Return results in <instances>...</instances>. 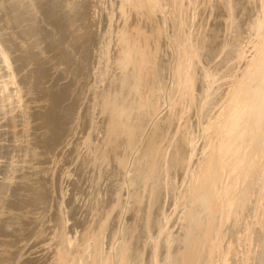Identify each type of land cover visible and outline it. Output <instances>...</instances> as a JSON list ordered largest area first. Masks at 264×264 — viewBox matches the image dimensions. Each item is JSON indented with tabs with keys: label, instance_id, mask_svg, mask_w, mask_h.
Instances as JSON below:
<instances>
[{
	"label": "rangeland",
	"instance_id": "rangeland-1",
	"mask_svg": "<svg viewBox=\"0 0 264 264\" xmlns=\"http://www.w3.org/2000/svg\"><path fill=\"white\" fill-rule=\"evenodd\" d=\"M73 1H75V3L72 2L71 5L74 7L79 6L77 4H81V6H85L86 4L85 10H83V16L79 18V20H81L79 26L85 28L83 46L79 45L81 42L75 44V42L79 40V34H77L75 30H73V34L69 36V39H65V36H63V34L71 32V30H65V28L69 26V20H71L69 14L76 12L79 7H77L75 11V8H53V2H47V0H45V4L40 3L38 0H0V39L3 40L4 45H6L9 51L11 60L13 61L12 65H14L13 67L18 74L17 78L19 84L25 88V90H23L25 95L24 99L29 102H39L40 106L45 110V113L42 110H30L33 114L32 117H34V131H25L23 140H21L22 137H19L24 145L29 143L27 155H19L10 151L12 140L9 132V128H11L9 121L5 123V128H7V130L4 134L0 132V144H4L3 148H0V155H3V163L0 165V216L1 212H5L3 215H6L0 217V264H79V252L85 245L88 247V245H90L89 242H92V235H89V231H87L88 222L89 225L94 223V226L98 227L102 224L103 216H105L107 222L105 223V230L102 227L104 237L100 234L99 236L101 237L100 240L105 244L102 243L103 250L107 249L108 251L111 248V246H109L111 244V234L109 235V233H111L110 229L114 230L118 226L117 216L120 214V207L122 208L125 205L126 201L124 200H127L128 197L131 199H128L129 201L134 200L132 195L139 189L140 182L138 180L140 175L135 177L133 183L137 187L130 183V177L133 178L136 175L134 169H136L135 163L137 160L140 162L143 161V159L146 160L148 155L140 159L139 147L141 143H139V141L134 151L130 152L127 147L128 145L124 143L123 138H120L122 135L118 136L119 134L117 137H119L118 139L122 142L118 146L119 148H115V151L113 149V152L110 151V153L105 151L103 143L106 142L107 134L109 133L108 120L104 119L101 121L102 123H100L101 126L99 127L100 131L98 130V124L93 125V123H98V121L96 122L94 118L88 116V114L86 115L87 108L85 106H87V104H84V101L86 103V97L81 99L83 90L86 93L89 91V88L94 86V91L96 90L95 92H97V95L100 94L98 99L100 100L102 97V103L99 108L106 107L109 104H111V106H117L122 117L126 119L133 117V115L138 116L140 114L138 118L136 117L137 119H132L138 121L141 118L142 124L147 121L146 118H150V116L145 117L142 115V111H144L142 110V106L149 104V109H151L149 111L151 112L150 115L153 116L154 114L155 116V114L159 112L160 106H162L165 99V101H168V104L157 119L158 122L161 123L159 126L160 129L162 130L163 127H169L171 132L175 131L177 122L179 118H181V112L184 111L183 118L179 120V126H182V130L185 132L187 131V134H193L194 132H191V122L193 118H195L196 113L194 110L191 112V107H198L199 105L201 107L204 104L202 97L200 98L201 94L198 95L195 93L194 96L196 95V97H194L189 93V90L199 83L198 71L200 72V70L195 68V65H197V60H195V58H197L204 67L208 64L207 68L211 76L209 80H205L202 83V86L203 84L206 87L210 86L217 79L215 78V69L218 63L213 55H215L218 49L225 43L224 46L230 44V38L222 39L221 31L217 32L215 28L216 31H212L206 24L207 18H209L208 24L212 25H214L217 16L223 19L225 12L224 7L221 8L222 0H189V5L187 0ZM247 1L248 0H232V6L235 7L233 13L235 14L236 11L239 13V20H242V23L249 22L248 30L244 31L242 36L245 37L248 35V39L245 43H249L251 46L244 43L243 47L245 48L247 46L245 49L249 47L245 53L248 52L247 55H249V57L252 56L254 59H251V62L246 64V66L243 65L239 69L242 75L238 80L239 82L237 81L236 83L238 86L237 88H239L238 94H236L237 91L235 92L234 88L223 94L225 96L223 97L224 100H222L221 97V100L218 101L219 96H216V98L212 100H215L213 109L217 102L222 103L223 101L225 104H230L236 99V95L239 97L237 102H242L244 97L254 98V95L264 98V69H262L264 65V61L262 60L264 56V0ZM39 4H41V6H39ZM194 6L197 11H194L195 21H192L193 18L190 10ZM33 7L34 9L31 11ZM24 14L25 17L23 16ZM218 22L221 23L220 19H217L216 23L218 24ZM255 23H257L256 26H253ZM242 25L243 24L239 26L240 30L244 27ZM254 27L256 29L259 27L260 29L256 32ZM35 28H37V30L33 31ZM109 28H111V31H109ZM189 28L192 30L191 32H189ZM39 30H41V32H38ZM27 33L39 34L36 36L32 35V39L29 40L31 43L29 44L27 38L23 36V34ZM188 33H191L189 36H193L191 42L193 48L191 47V50L189 48H182V46L184 47V41L180 39L182 35ZM215 33L217 35H215ZM253 33H255V35ZM45 36H49V38L45 39ZM213 36L218 39H214ZM251 37H253V39ZM29 38H31V36H29ZM55 38L59 40V44H57ZM73 38H75V40H73ZM223 40H225V42H223ZM47 42H49V44H47ZM32 43L33 45H31ZM43 44L49 46V48H47V46L43 48V52H47V56L45 53L44 55L41 54L38 50ZM186 50L190 52L188 54H194L193 50H195L196 56L194 54V57L191 60L189 59V62H187L188 56ZM172 52L173 59H171ZM185 53L187 59H185L186 56H183ZM45 60H49V62H45ZM205 63L207 64L205 65ZM45 64H47V66H45ZM181 66L185 67L187 71L185 70V72L183 67L180 68ZM187 66L189 67L187 68ZM168 68L169 74H167ZM245 68L247 69L245 70ZM65 72H67V74H65ZM218 72L220 73L221 70ZM260 72L261 75H259L255 81H248L251 74V77H256ZM167 78H169V80H167ZM183 78H186L185 90H183L184 87L182 85ZM57 82H59V84H57ZM243 88H245V90H243ZM186 90L187 92H185ZM164 92L165 94L163 96ZM183 92H185V94H183ZM64 99L65 103H63ZM79 105L82 107L81 112L84 114V116L83 114L81 116V127H77V131L71 133V124L75 119L76 110ZM139 105H141V107ZM96 110L101 112V114L103 113L102 109H95V112H97ZM224 110L225 108L221 107V110L217 109L216 111L219 115H224ZM210 111L211 113H209V110L208 112L204 111L203 114L205 115H202L199 122H197V133L196 135L194 133L195 137L193 139V142L196 144L201 142L205 134L202 120L205 119L204 116H206V114L213 115L212 109H210ZM46 112L49 113V116L46 115ZM99 112L97 113L99 114ZM176 112L177 115H175ZM191 114H193L194 117ZM89 117H91L92 120H90ZM162 117L166 118L165 121ZM85 120L87 122L89 120V126ZM106 120L107 122H105ZM219 120L218 117H215L210 121L211 124L207 126L209 127V132L212 133L214 130L212 134L217 132L216 126L220 124ZM193 123H195L194 120ZM85 125L96 132L99 131V136H91V139V137L86 134L87 131L85 130H87V128ZM179 126H177V128ZM242 126L243 127L239 128L234 134L236 135L235 137L232 135V138L234 137L233 148L234 152L236 151V155H239L244 147L241 138L242 133L248 131L249 128L248 124H243ZM16 128L17 125L15 129ZM105 128L106 130H104ZM17 129H20V125ZM54 135L58 138L57 143L55 146L49 148L51 145L50 140ZM69 137L73 139L71 138L70 140ZM86 139L89 140L86 141ZM102 139L105 140L102 141ZM167 139L168 138L165 137L164 143H166ZM86 142L87 144H83ZM88 144L92 148H90ZM163 146L159 149V151L161 149L162 152L163 150L165 151L163 152V161L161 158L155 160L157 163H155L156 168L154 167L153 170L154 172L151 178L152 183L150 182L149 186L146 184L145 188L147 191L144 190L145 193L141 200L143 203L141 202L139 204H143L142 208L138 207V211L134 210L131 213H127L125 217L126 220L122 224V230H126H124V238L127 240L124 239V241L126 240L130 245L132 244L131 246L134 247H132L134 253L143 252V255L147 257L144 264H150L149 257H151V251L155 250L154 246L152 249L151 241L153 242L159 237L158 228L163 209L168 207L166 211L168 215H166L172 217L171 209L173 211L174 208L176 209V206L178 208L182 205L183 207L181 206L177 210V212L179 211L178 214H181L183 209H188L187 201L191 198L189 197V193L185 192L186 187L183 185L184 174L182 171L185 170V164H180L182 168L178 166V173L175 177L179 175V172L182 173H180L175 183V177L170 174L174 164H177L176 159L170 161L169 157L171 153L168 152L169 150L167 147L165 148ZM73 150H75L77 158L75 157L76 160L72 161V163H68L66 162V158H69V160L72 159ZM88 153H91V157ZM199 155L200 151L197 153L196 157H194L193 161H195V163L199 161ZM125 157H127L128 165H126L123 168L124 171H122L121 163L125 160ZM57 160H64L65 163L64 161L58 162ZM132 162L133 165H131ZM88 163L90 165L89 167L94 169L95 172L93 170L87 171L86 168L88 167ZM195 163L193 166L191 163L190 169L195 166ZM54 164L56 165V169L52 171ZM96 164L97 166L95 167ZM67 167L68 169L65 170ZM161 167L163 171H161ZM83 170L85 171L83 172ZM159 170L161 171V178H157L156 176L159 174ZM9 173L10 179L8 177ZM121 175L125 180L127 179V184L123 185L125 180ZM166 175H169V178H167ZM67 177L69 178L68 180ZM56 180L58 182L62 180V187ZM155 182L156 184H154ZM259 184L260 185L257 186V191L258 188L264 184L263 180L259 182ZM161 185L165 186L164 192L162 191V187H160ZM55 187H60V193L56 195V199L54 200L53 196H51V190H53L54 195ZM119 187L120 189H117ZM122 187H126L125 192L129 190L130 194H126L128 197L125 196V193L122 195L120 192ZM150 189L153 190V193ZM178 195L180 198H178ZM120 198L121 200L123 198L124 203L121 201V203L119 202L120 206H118L117 202L118 200L120 201ZM166 198L167 201L165 202ZM115 202L117 204V208L114 206L115 213L112 212L111 214V211H109L110 213L104 211L103 205L110 206L112 203L115 205ZM134 203L135 200L133 201V206ZM59 206H62L61 212H59ZM1 208H3V210H1ZM259 209L264 212L263 206ZM144 210L146 213H151V217L153 218L150 217L149 220L146 221V224L144 223V217L146 216ZM239 215H241V213ZM7 218H9V220ZM179 218L180 215L172 221V234L170 233L168 236L170 238H164L162 242H160L159 250H161L162 253L160 251L159 253L161 258H164L165 254H167L168 251H166V248L167 250L169 249V253L172 252L171 254H173L177 248L179 237L175 235H179L178 231L180 232L181 230V228H179L181 219ZM213 218L214 222H217L219 220L218 218L221 219L219 216ZM170 219L171 218H167L166 220ZM229 219L230 221L227 220V222L224 219V232L234 230L237 236L242 235L243 233H241V231L243 230V226H237L238 220L235 221L233 216H230ZM234 221L236 223H234ZM174 222L178 224L175 223L174 225ZM135 223L137 225H135ZM218 224L222 225L220 220ZM145 225L152 229L150 231L152 239H148L150 238V233L148 232L150 229L144 228ZM131 226L135 227L133 235ZM154 228H156V230H154ZM96 229L97 228H95V230ZM145 229L147 231H145ZM23 230L26 231L23 232ZM262 230L264 231V227ZM219 234V232L214 233L216 237H214V240H219L220 242L218 241L216 243L213 241V244L207 243L204 246V254L200 259V264H264V254L257 252L258 249L256 250L255 247L248 246V250L250 251H248L247 254V250L241 247L243 243L242 240V243L239 241H236L237 243L235 242L238 244L236 247L238 250H234L236 251L234 252L230 248L231 245L222 241L224 238L220 239ZM98 239L99 238H95L96 241ZM168 243L171 245V248ZM216 244L217 248L215 249L214 247ZM107 251H104V253H108Z\"/></svg>",
	"mask_w": 264,
	"mask_h": 264
},
{
	"label": "bare ground",
	"instance_id": "bare-ground-1",
	"mask_svg": "<svg viewBox=\"0 0 264 264\" xmlns=\"http://www.w3.org/2000/svg\"><path fill=\"white\" fill-rule=\"evenodd\" d=\"M38 1L40 3L45 4V0H38ZM188 1L189 0H187V3L189 5ZM219 1H221V0H219ZM47 2H53V8H75V11H76L77 7H79L76 12H73V14H69V18H71V20H69V26H67V28H65V30H71V32H67V34H63V36H65V39H69V36H71V34H73V30H75V32H77V34H79V40H77V42H75V44H79V42H81V44H79V45L83 46V34H85V28H81V26H79V24H81V20H79V18H81V16H83V10H85L86 4H85V6H81V4H77L79 6L74 7L71 5L72 2L75 3V1H73V0H47ZM39 6H41V4H39ZM222 7H224V12H225L223 19H222V17L220 18L219 16L216 17V21H217V19H220L221 23L218 22V24H217L216 21H214V25L208 24L209 18H207L208 20L206 23L212 31H214L215 29L217 30V32L221 31L222 39L230 38V44L227 46H224L226 43L222 46L220 45L221 47L218 49V52L215 55H213L214 59H217V63H218V65L216 66V69H215V71H216L215 78H217V79H216V81L213 80L215 82H213V84H211L210 86L206 87L204 84L202 86V83L205 80H209L211 73L208 71V68H207L208 64L207 63H205V65L207 64V66L204 67V65L202 66L201 63L198 61V59L195 58V60H197V65H195V68L197 70H200V72L198 71V82L199 83L197 82L198 85H196L195 87H192L189 90V93L192 96H194L195 93L198 95L201 94L200 98L202 97V100L204 101V104L201 107H200V105L198 107H193V108L191 107V112H192V110H194V112L196 113V115H195L196 120H195V118H193L195 123H193V120H192V122L190 121L191 125H192L191 126V132H194L196 135L197 127H198L197 122H199V119L202 115H205V114H203L204 111L208 112V110H209V113H211L210 109H212V111H213V115L206 114V116H204L205 119L202 120L203 125H204V129H205V134L202 137L200 143L197 142L198 144H196L195 142H193L194 141L193 139L195 137L194 133L193 134L192 133L187 134L188 132L186 131L187 132L186 133L185 131L182 130V128H181L182 126H179V120H181V118H183V112L184 111L181 112V118H179V120L177 122V126H179V127L177 128V126H176L175 131H172L173 133L170 131L169 127H166V128L163 127L162 130L160 129L159 126L161 123H159L157 119L159 117V114H161V112H163V109L168 104V101L167 100L165 101V99L162 103V106H160L159 112H157L155 114V116H154V114H153V116L150 115L151 112H149V111L151 109H149V104L143 105L142 103H140L143 105L142 110H144V111L141 110L142 115L145 117L150 116V118H148V119L146 118L147 121L142 124L141 118L138 121H134L132 119V118L135 119L136 117L138 118V116H140V114L138 116L133 115V117L126 119L125 117H122V115L119 111V108L117 106L115 107V106H111V104H109L106 107H102V108L100 107L99 108V106L102 103V101H101L102 97L100 98V100L98 99L100 94L98 93L99 95H97V92H95L96 90L94 91V89H95L94 86L89 88V91H87L86 93L83 90V92H82L83 94H82L81 99L83 97L84 98L86 97V103L84 101V104H87V106H85L87 108V112L85 111L86 115L88 114V116H91L92 118H94V121H96V122L98 121V123H93V125L98 124V130H99L100 129L99 127L101 126L100 123H102L101 121H103L104 119L108 120L109 133L107 134L108 136H107L106 142L103 143V147H104L105 151L110 153V151H112L113 149L115 151V148L116 149L119 148L118 146L122 143L121 140L118 139L119 137H117V135L119 134L118 136H120V135L123 136V137L121 136L120 138H123V141H124V143H126L128 145L127 147H128L130 152L134 151V148H135V146H137L136 144L139 141V143H141L140 147H139L140 159H143L144 156H146V155H148V158L146 160L143 159V161H141V162L138 160L136 163L134 162L135 168H136L134 170L136 172L135 173L136 175L133 177L134 179L130 177V183L133 184L135 181V177L140 175L139 180H138L140 182L139 189L135 192L134 195H132L134 197L133 199L135 200L134 206H133L134 200L129 201L131 199L126 195L129 193V190H127L128 192H125L126 187H122L121 191L117 190V191H120L122 193V195L125 193V196H127L128 198H127V200H124V201H126L125 205L122 208L120 207V209H121L120 214L117 216L118 217L117 228L115 227L116 229L112 230L108 227L110 229V232H111V233H109V235L111 234V236H110L111 244L110 245L108 244V245L111 246V248L108 246L110 248L108 251H107V249L103 250V244L104 243L100 240L101 237L99 236V234L103 235V232H104L103 229L105 230V227H106L105 223L107 222L106 221L107 219L105 218V216H103L104 218L102 220V224L99 225L98 227L94 226L95 225L94 223L89 225V222H88V225H87L88 227L87 226L86 227L88 229L87 231H89L91 233L90 234L88 232V234L92 235V237H91L92 242H89L90 245H88V247L85 245L83 247V249L79 252V256H78L79 264H144V262L147 260V257H145L143 255V252L142 253L141 252L140 253H138V252L134 253V249H133L134 247L131 246L132 244L130 245L126 242L127 239L124 238L125 237L124 236L125 235V232H124L125 229L122 230V227H123L122 224L126 220L125 217H126L127 213H131L134 210L138 211V207L142 208L143 204H141V205H139V204L142 202L141 200L143 199L142 197H143V194L145 193L144 190L147 191V189L145 188L146 184L148 186L150 185L149 183L151 182V178L153 176V172H154L153 170H154V167L156 165L155 163H157V162H155V160H157L158 158H161L163 161V158H164L163 152H165V151L163 150V152H162V149L159 151V149L163 145H164L163 147H165V148L167 147L169 150L168 152L171 153V155L169 157L170 161L176 159L177 164H174L173 170L170 174L171 176L175 177V175H177V173H178V166H180L181 163L185 164V166H184L185 170L182 171L184 174L183 175V185L186 187L185 192H188L189 197H191V198H190V200L187 201L188 202V209L181 208V209H183L181 214H178L179 211L177 212V210L182 205L178 208L176 206V209L174 208L173 211L171 209V212H172L171 216L172 217L167 216L168 214L166 213V211H167L168 207L167 208L165 207L163 209V211H162L163 216L161 215L162 218L159 221V223H160L159 228H158L159 237L157 238V240H155L153 242L151 241L152 249L154 246L155 250L151 249L152 250L151 251V257H149L150 264H200V261H201L200 259H201L202 255L204 254V246L207 243L213 244V241H215L214 239L216 238L214 233H217V232L220 233L219 234L220 239L224 238V240H222L223 242H226L227 244L231 245L230 248L232 251L238 250L236 248L238 245V244H236L237 243L236 241H239L240 243H242L241 241L243 240L241 247L244 248V250H247V254H248V251H250V250H248V246L249 247L253 246V247H255L256 250L258 249L257 252H260V254H264V231L262 230L264 227V217H263L264 212H262L261 209H259L260 207L262 208V206L264 207V184L261 185L257 191V186L260 185L259 182H261L262 180L264 182V98H262L261 96H257V95H254V98L253 97L249 98V97L243 96L244 97L243 101L237 102V100H239V97H238V95H236V99H234L230 104H225V103H223V101H222V103L217 102V104L215 105V108L213 109V106L215 104V100L214 101H212V100L214 98H216V96H219L218 101L221 100V97H222V100H224L223 97H225V96L223 94L225 92L233 90L234 88H235V92L237 91L236 94H238L239 88H237L238 86L236 83L242 75L241 71H239V69L243 65L246 66V64L251 62L252 61L251 59H254V58H252V56L249 57V55H247L248 52L245 53V51H247V49L249 47L247 49H245L247 46L245 48L243 47L244 43L248 39V35L245 37H243L242 35H243L244 31L248 30V23L249 22L242 23L243 21L239 20V13L236 10H235L236 11L235 14L233 13V10L235 9V7L232 6V0H222L221 1V8ZM262 8H263V6H262ZM33 9H34V7L31 8V11ZM195 10L197 11V9H195V6L192 7V9L190 10L192 18H193L192 21H195L194 20V18H195L194 15L196 12ZM23 16L25 17V14ZM189 19H191V18H189ZM241 24H243L242 26H244V27H242V29L240 30L239 26ZM256 24L257 23H255V25H253V26H256ZM168 29H169V26H168ZM254 29H256V28L254 27ZM258 29H260V28L258 27ZM258 29H256V32ZM36 30H37V28H35V30H33V31H36ZM188 30H189V32L192 31L190 28ZM109 31H111V28H109ZM38 32H41V30H39ZM38 34L27 33V34H23V36H24V38H27V42H29V40L32 39V35L36 36ZM189 34H191V33H188L186 35H182L180 39H183V41H184V47L182 46V48H186V49L189 48L191 50V47L193 48V46H191L193 36L191 37V36H189ZM253 34L255 35V33H253ZM263 34H264V30H263ZM215 35H217V34L215 33ZM29 36H31V38H29ZM47 38H49V36H47L45 39H47ZM213 38L215 39L216 37L213 36ZM251 38L253 39V37H251ZM251 38H249V39H251ZM216 39H218V38H216ZM55 40H57V38H55ZM73 40H75V38H73ZM60 42H61V40H60ZM223 42H225V40H223ZM30 43L31 42H29V44ZM29 44H27V45H29ZM47 44H49V42H47ZM47 44H43L40 47V49H38L39 52H41V54H43V55H44V53H45V55L47 54V52H43V48H45V46H47ZM57 44H59V40H57ZM248 44H246V45H248ZM31 45H33V43ZM47 48H49V46H47ZM250 48H252V47H250ZM187 51L188 50H186V52ZM193 51L195 54V50H193ZM256 51H257V49H256ZM35 52H37V51H35ZM251 52H253V51H251ZM188 53H190V52H187L188 59H187L186 53L183 54L184 57L186 56L185 59H187V62H189V59L191 60L194 57L193 53L192 54H188ZM235 54H238V55H235ZM249 54H251V53H249ZM34 56H35V54H34ZM195 56H196V54H195ZM213 56H212V58H213ZM171 59H173V52L171 54ZM262 60L264 61V56L262 57ZM12 62L13 61L11 60V57H10V54H9V51H8L6 45H4L3 40L0 39V132H1V134H4V132L7 130V128H5V123H7L9 121L10 127H11V128H9V132H10L11 140H12V144L10 146V148H11L10 151H12L13 153H17L19 155L20 154L21 155H27V151H29V148H28L29 143L24 145L23 141H20L19 137H22L21 140H23V137L25 136L24 135L25 131L26 132L29 130L34 131V128H35V126L33 124L34 123V117H32L33 114L31 113L30 110H33V111H36V110L41 111L42 110L43 112L45 110L43 109V107L40 106L39 102H37V101L29 102V101L24 99L25 95H24L23 90H25V88H23L19 84L18 78H17L18 74L16 73V69L13 67L14 65H12L13 64ZM45 62H49V60H45ZM209 63H210V61H209ZM45 66H47V64H45ZM183 66H181L180 68H182ZM188 67L189 66H187V68ZM183 69H184V71L186 70L185 67H183ZM190 69H191V66H190ZM246 69L247 68H245V70ZM262 69H264V65H263ZM220 70H221V72L219 73L218 71H220ZM215 71H214V73H215ZM65 74H67V72H65ZM167 74H169V68H168ZM263 74H264V72H263ZM259 75H261V72L258 73V76H256V77H251L252 76V74H251V76H249V78H248V81L249 82L255 81L259 77ZM185 76H186V74H185ZM192 77H194V76H192ZM185 79L186 78H183V84H182L184 87L183 90H185V85H186ZM167 80H169V78H167ZM57 84H59V82H57ZM194 84H195V82H194ZM34 86H35V84H34ZM180 88H181V86H180ZM243 90H245V88H243ZM185 92H187V90ZM185 92H183V94H185ZM25 94H26V92H25ZM101 94H102V92H101ZM164 94H165V92L163 93V96H164ZM188 97H190V96H188ZM194 97H196V95ZM63 103H65V99H64ZM107 104H108V102H107ZM174 104H175V102H174ZM139 106L141 107V105H139ZM194 106H196V105H194ZM171 107H172V105H171ZM221 107L225 108V110L223 111L224 115H219L218 112L216 111L217 109L221 110ZM81 108L82 107L79 105V107L76 110L75 119L73 120V122L71 124V133L77 131L76 130L77 127L78 128L81 127L80 126V124L82 123L81 116L83 114V112H81V110H82ZM144 108H146V109H144ZM207 108H208V110H207ZM95 109H98V110L102 109L103 113L101 114V112L96 110L97 112H99V114H98L97 112H95ZM48 114L49 113L46 112V115H48ZM169 115H170V113H169ZM175 115H177V112ZM191 115L194 117L193 114H191ZM83 116H84V114H83ZM170 116L172 117V115H170ZM91 117H89L90 120H92ZM215 117H218L220 119L219 120L220 124L218 126L215 125L217 132L212 134L214 132V130L212 131V133L209 132V127H207V126L211 124L210 121ZM162 118L165 121L166 118H164V117H162ZM86 120H85V122L88 124L89 120H88V122ZM107 120L105 122H107ZM142 121H144V120H142ZM170 121H171V119H170ZM215 121H216V119H215ZM168 123H169V120H168ZM243 124H248L249 128H248V131H246L245 133H242L241 138L243 140L244 147L240 151L239 155L238 154L236 155L235 154L236 151L234 152V148H233V143H234L233 139L236 136L234 134L238 131L239 128L243 127L242 126ZM16 125H17V128H19V125H20V129L16 128L17 129L16 130L15 129ZM88 126H89V124H88ZM88 126H86V128H87V130H85V131H87L86 134L90 137L91 136L98 137L100 134L99 133L100 130L96 132L93 129H89L90 127H88ZM96 127H97V125H96ZM93 128H95V127H93ZM104 130H106V128ZM104 130H103V132H104ZM101 132H102V130H101ZM74 134H76V133H74ZM86 134H85V136H86ZM232 135H234L233 138H232ZM71 136H73V135H71ZM165 137L168 138L166 140V143H164ZM71 138L69 137L70 140H71ZM101 138H102V136H101ZM57 139L58 138L56 135L52 136V138L50 140L51 145L49 146V148L55 146V144L57 143ZM91 139H92V137H91ZM9 140H10V138H9ZM87 140H89V139H86V141ZM103 140H105V139H102V141ZM83 142H85V141H83ZM83 144H87V142L83 143ZM3 146H4V144H0L1 149L3 148ZM88 146H89V144H88ZM76 148H77V146H76ZM90 148H92V147H90ZM139 149H137V150H139ZM123 150H124V148H123ZM198 150L200 151V155H199L200 158H199V161L195 163V161H193V160H194V157H196L197 153L199 152ZM80 151H81V149H80ZM72 154H73L72 159L69 160V158H66V162L72 163V161L76 160L75 157L77 154L75 153V150H73ZM136 154H137V151H136ZM2 156L3 155H0V165L3 163V161H2L3 157ZM90 157H91V155H90ZM62 158H63V156H62ZM70 158H71V156H70ZM56 159H55V161H56ZM86 160H88V159H86ZM128 160H129V158H128ZM57 161L59 162V161H64V160H57ZM91 161H90V163H91ZM193 162L195 163V166L190 169L191 163H192V166L194 164ZM55 163H57V162H55ZM64 163H65V161H64ZM93 164H94V162H93ZM60 165H59V167H60ZM126 165H128L127 157H125V160H123L121 163L122 171H124L123 168ZM131 165H133V162ZM25 166H26V164H25ZM89 166L90 165L88 163V167L86 166L87 171L88 170L94 171V169L90 168ZM96 166H97V164L95 165V167ZM157 166L160 167L159 165H157ZM55 169H56V165L54 164L52 171H55ZM67 169H68V167L65 170H67ZM161 169H162V167H161ZM58 170H59V168H58ZM80 171H81V169H80ZM84 171L85 170H83V172ZM161 171H163V169ZM161 171L159 170V172H158L159 174L157 173L159 175V176L156 175L157 178L160 177ZM167 171H168V169H167ZM66 172H68V171H66ZM182 172H179V175ZM90 173H92V172H90ZM127 174H128V172H127ZM129 175H130V173H129ZM179 175L174 178L175 183H176ZM113 176H114V174H113ZM8 177L10 179V173H9ZM64 178H63V180H64ZM122 178H123V176H122ZM162 178H163V176H162ZM167 178H169V175L167 176ZM68 179L69 178L67 177V180ZM123 179L125 180V178H123ZM123 179H121V180H123ZM67 180H66V182H67ZM0 181H1V179H0ZM158 181H162V180H158ZM166 181H167V179H166ZM166 181H165V183H166ZM124 182H123V185L127 184L128 183L127 179ZM156 182L154 184H156ZM57 183H59V185H61V187H62V180H59V182L57 181ZM70 183H71V181H70ZM68 185H70V184H68ZM133 185H135V184H133ZM152 186H155V185H152ZM160 187H162V191L164 192L165 186L161 185ZM185 187H182V188H185ZM55 188L56 189H55L54 195H53V190H51V196H53L54 200L56 199V195L58 193H60L59 192L60 187H58V188L55 187ZM127 188H129V187H127ZM117 189H120V187ZM183 190H180V191H183ZM152 191L153 190H151V192ZM172 192H174V191H172ZM149 193H150V191H149ZM116 195H117V193H116ZM180 196L178 198H180ZM149 197H150V195H149ZM172 199H173V197H172ZM186 200H187V197H186ZM121 201L123 202V198H122V200L120 198V201L118 200V202H117L118 206H120L119 202L121 203ZM166 201H167V198L165 199V202ZM64 204H66V203H64ZM150 204H152V203H150ZM173 205H174V203H173ZM114 206H116L115 208H117L116 202H115V205L113 203L110 206L103 205V208H104V211H106V212L111 211V214H112V212H114V209H115ZM166 206H168V205H166ZM61 207L62 206H59V212H61ZM146 207H147V205H146ZM154 207H156V206H154ZM184 208H185V206H184ZM1 210H3V208H1ZM139 210H142V209H139ZM158 210H160V209L158 208ZM148 211H150V210H148ZM144 212L146 213L145 210H144ZM160 212H161V210H160ZM139 213H140V211H139ZM240 213H241V215H239ZM3 214H5V212H1L0 217L6 216ZM149 214H150V216H149ZM103 215H105V214H103ZM179 215H180L179 219H181V224H180V226L179 225L178 226H179V228H181V230H180V232L178 231L179 235H175V236L179 237L178 242H177V248L175 247L176 250L173 254H171L172 252L169 253V249L167 250V248H166V251H168V252H167V254H165V256L163 253L164 258H161L160 253H159V251L161 252V250H159L160 249V242H162V240L164 238H167L169 236V234L172 232V229H171L172 221L175 220V218ZM109 216H111V215H109ZM138 216H139V214H138ZM144 216H145V214H144ZM154 216H155V212H154ZM158 216H160V215H158ZM218 216L221 217V219L220 218H218V219L220 220V223L222 225L218 224L219 220L217 222H214V220H213L214 219L213 217H218ZM230 216H233L235 221L238 220L237 226H240V225L243 226V230H242L243 232L241 231V233H243L242 235L237 236V234H236V232H234V230H229L227 232H224V230H223L224 219L226 220V222H227V220L230 221V219H229ZM117 217H115V218H117ZM150 217H151V213L147 212L146 216L144 217V220H145L144 223L145 224H146V221L149 220ZM134 218H135V216H134ZM167 218H171V219L166 220ZM7 219L9 220V218H7ZM154 219H155V217H154ZM158 219H159V217H158ZM158 219H156V220H158ZM110 220H112V219H110ZM235 221H234V223H236ZM176 222H174V225ZM111 223H112V221H111ZM138 223H140V222H138ZM176 224H178V223H176ZM135 225H137V224L135 223ZM133 226H131L132 235H133V232H135V227H133ZM146 226L147 225H145L144 228H148ZM102 227H103V229H102ZM126 227H124V228H126ZM95 228H97V229L95 230ZM174 228H175V226H174ZM82 229H81V231H82ZM149 229L150 228H148V230ZM94 230H95V232H94ZM151 230L152 229H150L148 232L150 233ZM154 230H156V228H154ZM240 230H241V228H240ZM25 231L26 230H23V232H25ZM145 231H147V230L145 229ZM153 235H154V232H153ZM127 236H129V235H127ZM151 236L152 235L150 233V236H149L150 238H148V239H152ZM103 237H104V235H103ZM95 238H99V239L96 241ZM169 238L170 237H168V239ZM124 239H126V240L124 241ZM171 239H172V237H171ZM173 239H174V237H173ZM131 240H132V238H131ZM128 241H130V240H128ZM145 241H147V240H145ZM218 241L219 240H216L215 242L217 243ZM169 246L171 248L170 244H169ZM169 246H168V248H169ZM214 248L215 249L217 248V244L215 245ZM104 251H107L108 253H104ZM236 251H234V252H236ZM17 262H19V261H17ZM206 262H207V260H206Z\"/></svg>",
	"mask_w": 264,
	"mask_h": 264
}]
</instances>
